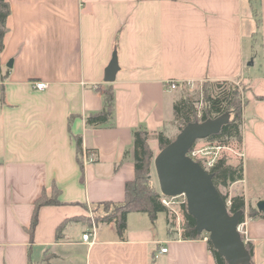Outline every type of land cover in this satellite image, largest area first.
<instances>
[{
  "label": "crops",
  "instance_id": "crops-1",
  "mask_svg": "<svg viewBox=\"0 0 264 264\" xmlns=\"http://www.w3.org/2000/svg\"><path fill=\"white\" fill-rule=\"evenodd\" d=\"M7 1L0 264H214L206 238L170 235L165 213L154 221L129 213L123 238L113 223L94 224L93 242L84 243L81 235L91 228L84 206L123 199L124 184L134 177V132L164 133L174 122L179 89L165 90L170 79L243 88L236 152L243 177L227 192L242 195L246 209L264 199V0ZM113 53L118 70L107 83ZM37 81L46 88L36 89ZM107 84L114 95L111 125H88L85 117L102 109ZM84 153L93 161H84ZM52 185L59 204L39 208L30 239L33 203ZM66 218L76 220L55 240ZM245 228L253 264H264V219L245 218Z\"/></svg>",
  "mask_w": 264,
  "mask_h": 264
},
{
  "label": "trees",
  "instance_id": "trees-1",
  "mask_svg": "<svg viewBox=\"0 0 264 264\" xmlns=\"http://www.w3.org/2000/svg\"><path fill=\"white\" fill-rule=\"evenodd\" d=\"M10 15V6L7 0H0V53L4 48V38L8 32V17ZM8 68L2 71L0 66V81L5 79L8 75ZM222 81L209 82L208 88H203V106L199 117L194 108L193 103L182 98L176 101L173 105L174 122L179 123L177 130H180L189 122L204 121L209 118H215L225 112L230 113L229 121L223 125L220 131L216 134L207 136L204 139L207 144H218L228 147L235 146L240 149L242 142L241 124H242V107L241 97L236 88L228 86L223 88L220 86ZM225 82V81H224ZM217 87V92L212 95L210 88L212 84ZM103 97V106L99 112L90 113L85 117V122L91 126L111 125L114 110V95L113 88L107 84L101 91ZM0 100L2 99L3 87L0 86ZM264 99V98H263ZM245 102V101H244ZM244 104V103H243ZM153 136L156 140L158 150L166 146L174 138L167 137L162 131L149 134L145 130L135 131L133 134V163H134V177L124 184V197L121 201H102L97 204L103 205L104 213L95 217V223H113L117 235L123 238L126 226L127 215L132 212L146 213L151 221L156 219L157 214L165 213L168 220L170 209L161 203V194L151 181V162L153 158V151L149 146V139ZM76 156L79 161V156L82 153L81 137L74 136ZM191 149V148H190ZM228 157L225 152L219 159L208 168V172L212 174V182L218 189L224 201L229 200L227 207L228 212L234 213L238 210L243 211L239 218V223L243 222L245 218H261L264 219V210H258L256 207L248 206L242 195H233L228 197L227 193L223 194L220 188H227L230 184L239 181L243 177V166L239 159L237 163L228 162ZM200 165H203L200 159H196ZM58 190L54 185L51 187V196L46 195V191L42 190L40 196L34 201L30 224L27 232L32 238L34 227L38 220V210L44 205H57ZM180 210L183 213L181 223V230L179 233L182 239H202L206 238L208 250L211 253L214 264H226L223 257L213 248L207 235L204 232L198 233L195 230V219L187 212L186 203L181 204ZM76 220V218H66L60 222L55 231V240L62 238V232L68 222ZM243 240V236H241ZM245 248L250 255V263L253 264V247L250 242H244ZM45 259H48L47 257ZM28 264H35L28 262Z\"/></svg>",
  "mask_w": 264,
  "mask_h": 264
},
{
  "label": "water",
  "instance_id": "water-1",
  "mask_svg": "<svg viewBox=\"0 0 264 264\" xmlns=\"http://www.w3.org/2000/svg\"><path fill=\"white\" fill-rule=\"evenodd\" d=\"M117 70L113 53L105 69L104 81L113 82ZM229 119L230 113L225 112L215 118L187 123L157 152L153 167L160 194L184 196L187 212L195 219V230L208 234L213 248L226 264H249L250 255L236 229L243 211L230 214L226 201L212 182V174L188 156L196 140L218 133ZM256 208L264 210V199L256 203Z\"/></svg>",
  "mask_w": 264,
  "mask_h": 264
},
{
  "label": "rangeland",
  "instance_id": "rangeland-1",
  "mask_svg": "<svg viewBox=\"0 0 264 264\" xmlns=\"http://www.w3.org/2000/svg\"><path fill=\"white\" fill-rule=\"evenodd\" d=\"M221 83L220 86L223 88H227L228 86L232 87V88H236L240 94L241 97V105H243L244 103V95H243V88L240 85H237L234 82L231 81H222L219 82ZM209 86V82H198L195 84V86L193 88H189L187 86H181L176 90V95L178 96V100L182 99V98H186L188 100H190L193 105L194 108L197 111V117H199L201 110H202V106H203V97H204V93H203V88L206 87L208 88ZM186 88V89H183ZM182 89V90H180ZM217 92V87L215 86V84L213 83L211 88H210V93L212 95H214ZM179 127V123L170 121L169 123L166 124V127L164 129V133L166 134L167 137L169 138H174L175 135L178 133L179 130H177ZM206 143V141H204V139H198L196 140V142L194 143V147H199L202 146ZM149 146L153 149V158L154 156L157 154L158 147L156 144V141L151 139L149 141ZM231 150H227L225 151V154H227L228 157V162L230 163H237V161L239 160V156L236 154V152L238 151V149L232 145V147H230ZM153 158H152V162H151V168H150V174H151V181L153 183V185L157 188V190L159 191L158 188V183H157V178H156V174L154 171V167H153ZM220 191L225 194L227 193L228 197L229 194L227 192V188H220ZM46 195L47 196H51V189L50 190H46ZM178 201H180V199H178ZM181 205L175 204L173 205V209L176 211V213L172 212V210L170 211V214L168 215V220H167V231L170 235H176L180 233L181 230V223H182V219H183V213L180 210ZM228 207V206H227ZM84 209L86 211V217L87 219H89L90 221V226H92V224H96L95 223V217L99 216L101 214L104 213V207L103 205L100 204H93V205H85ZM205 235L208 236V234L206 232H204Z\"/></svg>",
  "mask_w": 264,
  "mask_h": 264
},
{
  "label": "built area",
  "instance_id": "built-area-1",
  "mask_svg": "<svg viewBox=\"0 0 264 264\" xmlns=\"http://www.w3.org/2000/svg\"><path fill=\"white\" fill-rule=\"evenodd\" d=\"M34 87L36 89H44L46 88V83L42 81L34 82ZM181 86H187L189 88H193L195 86V83L192 81L187 82H180L176 79H170L167 80L165 83V90L171 91L175 90ZM231 150L230 147L224 146V145H218V144H207L205 143L202 146L194 147V145L189 149L188 156L195 160L200 159L203 163V167L208 171V168H210L216 161L221 157V155L227 151ZM84 161L86 162H92L93 161V155L84 153ZM180 199V201H178ZM183 202H185V198L183 195H178L174 197H167L161 195V203L166 206L170 211L176 213V211L173 209V205L178 204L181 205ZM186 203V202H185ZM227 206L229 205V200L226 201ZM94 224H92L91 228L87 229L85 232L82 233L81 238L84 243L91 244L93 242L95 232L93 229ZM237 231L239 232L240 236H243V242H249V239L247 237V231L245 228V220L241 223H239L236 227ZM161 252H165L166 248L162 247L160 248Z\"/></svg>",
  "mask_w": 264,
  "mask_h": 264
}]
</instances>
